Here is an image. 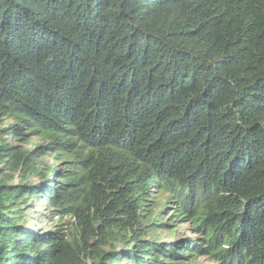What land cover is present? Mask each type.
<instances>
[{"label":"trees","instance_id":"trees-1","mask_svg":"<svg viewBox=\"0 0 264 264\" xmlns=\"http://www.w3.org/2000/svg\"><path fill=\"white\" fill-rule=\"evenodd\" d=\"M201 259L264 264V0H0V264Z\"/></svg>","mask_w":264,"mask_h":264},{"label":"rangeland","instance_id":"rangeland-1","mask_svg":"<svg viewBox=\"0 0 264 264\" xmlns=\"http://www.w3.org/2000/svg\"><path fill=\"white\" fill-rule=\"evenodd\" d=\"M159 201H161V199H159ZM43 226H45V222L44 223L38 222V227H43ZM178 229H180L181 233H185V232H183V229H186V227H180ZM161 235H162L161 236L162 238L166 237V234H161ZM198 263L199 264H211L210 262H208L207 260H204V259H201Z\"/></svg>","mask_w":264,"mask_h":264}]
</instances>
